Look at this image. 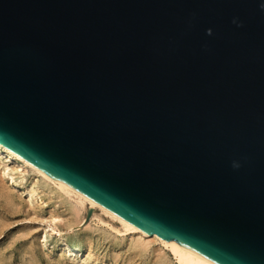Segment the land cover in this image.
<instances>
[{"label": "water", "instance_id": "95a60500", "mask_svg": "<svg viewBox=\"0 0 264 264\" xmlns=\"http://www.w3.org/2000/svg\"><path fill=\"white\" fill-rule=\"evenodd\" d=\"M0 144L215 264H264V0H0Z\"/></svg>", "mask_w": 264, "mask_h": 264}, {"label": "rangeland", "instance_id": "374dc122", "mask_svg": "<svg viewBox=\"0 0 264 264\" xmlns=\"http://www.w3.org/2000/svg\"><path fill=\"white\" fill-rule=\"evenodd\" d=\"M28 169L0 156V264H177L98 208L77 213L73 198Z\"/></svg>", "mask_w": 264, "mask_h": 264}, {"label": "bare ground", "instance_id": "6f19581e", "mask_svg": "<svg viewBox=\"0 0 264 264\" xmlns=\"http://www.w3.org/2000/svg\"><path fill=\"white\" fill-rule=\"evenodd\" d=\"M0 156L6 158L7 161H17V162L23 164L24 166L28 167L31 171L37 173L42 179L52 183L55 187H57V189L62 194L66 195L69 198H73V200L75 202V207H76L75 211L77 213L80 212V210L87 203L90 205L91 209L98 208L99 211L100 210L102 211L101 213H104L110 219L116 220L125 231L137 233L140 236L147 237L150 241L159 243L160 245H162L164 248H166L171 253L172 257L175 259L177 264H215L214 262L210 261L209 259L203 257L202 255L198 254L197 252L189 249L188 247H186V246H184V245H182V244H180L174 240L167 241L158 235L150 234L147 231L141 229L140 227L120 218L119 216L113 214L112 212H110V211L106 210L105 208L101 207L100 205L96 204L95 202H93L89 198L85 197L81 193L63 185L62 183L57 181L55 178H53L51 175H49L48 173H46L45 171H43L39 167H37V166L31 164L30 162L26 161L21 156H19L18 154H16L12 150L8 149L7 147L3 146L2 144H0ZM67 250L74 251V249L70 245H67Z\"/></svg>", "mask_w": 264, "mask_h": 264}]
</instances>
